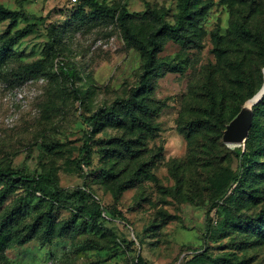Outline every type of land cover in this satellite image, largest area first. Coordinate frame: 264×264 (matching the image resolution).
<instances>
[{"label":"rangeland","instance_id":"374dc122","mask_svg":"<svg viewBox=\"0 0 264 264\" xmlns=\"http://www.w3.org/2000/svg\"><path fill=\"white\" fill-rule=\"evenodd\" d=\"M19 1L0 3L58 23L64 17L59 11L70 8L69 0H21V6ZM145 1L150 8L164 9L166 19L173 20L178 0L107 3L125 4L133 28L145 35L154 23ZM206 1L209 7L198 25L199 47L165 41L159 53L166 60H183L185 68L154 79L148 98L158 102L160 110L150 118L152 132L106 123L92 134L82 121L81 117L129 96L141 73L142 56L126 42L114 19L72 24L60 55L48 60V72L21 80L17 77L21 66L43 57L47 40L43 23L30 20L35 31L15 46V55L0 68V167L50 172L68 192L85 187L112 218L92 225L80 216L64 237L10 246L0 254V264H134L139 254L147 264H264V239L252 242L255 237L245 233L216 231L227 212L239 211L235 206L220 201V207L209 210L207 178L215 169L238 170L233 150L247 151L248 135L240 143L227 144L221 138L223 145L215 154L205 146L213 138L210 126L187 135L189 122L208 117L211 107H223L228 124L252 97V90L264 86V67L257 61L254 44L238 29L244 22L264 39V0L255 8L234 0ZM23 25L21 21L19 26ZM6 26L1 23L0 32ZM61 62L75 68L73 81L58 69ZM117 138H138L134 146L140 155L126 154ZM85 142L86 156L80 152ZM110 146L122 154H106ZM260 159L264 161V153ZM139 167L143 172L136 174ZM108 168L114 172L111 178ZM122 180L133 182L117 195L114 190ZM20 194L19 190L11 195L2 210ZM260 194L255 207L245 206L239 212L260 214L264 186ZM75 203L71 198L57 206L56 220L67 219ZM40 206L28 200L21 222L30 221Z\"/></svg>","mask_w":264,"mask_h":264},{"label":"trees","instance_id":"16d2710c","mask_svg":"<svg viewBox=\"0 0 264 264\" xmlns=\"http://www.w3.org/2000/svg\"><path fill=\"white\" fill-rule=\"evenodd\" d=\"M26 1V0H23ZM259 0H234L235 3H245L255 8ZM21 6V0L19 1ZM209 3L206 0H178L177 12L172 21L166 19L164 9L150 8L148 2H144L146 13L153 19V25L145 35L138 33L131 24L132 14L127 10L126 5H110L107 0H77L68 9L59 11L63 15V21L47 22L43 17L29 15L22 9L15 10L5 7L0 3V24L7 23L6 29L0 32V68L3 67L15 55V46L21 40L35 31V23L30 20H40L43 23L47 40L43 47L41 58L24 63L18 74V79L26 80L48 72L47 63L49 59L60 55V48L65 34L69 33L72 24L86 25L92 20L105 21L112 18L118 24L126 42L135 48L142 56L141 73L133 92L124 98H117L113 103L100 107L97 112L89 116L81 117L83 123L88 127L90 133H95L103 124L126 125L134 130H147L152 132L153 127L150 118L160 110L158 102L153 104L148 94L156 77L163 76L167 71L183 72L185 64L183 60H166L160 57L165 41H172L183 48L199 47L198 34L199 23L208 9ZM25 25L19 26L20 22ZM240 32L255 47V54L258 63L264 67V39L259 33H255L244 22L238 23ZM220 38L219 35H215ZM58 69L69 80L73 81L75 68L60 63ZM261 86L252 90L249 97H253ZM253 120L248 131L249 141L247 151L236 148L233 153L238 157V170L231 172L226 167L220 170L215 169L207 178L208 192L211 194L210 211L220 207V201L229 203L237 210L249 205L255 207L261 201L260 192L264 186V161L260 159L264 153V94L261 99L252 105ZM208 117L196 118L189 122L187 135L201 130L205 124L213 131V138L205 142V146L215 154V149L221 143L222 131L228 122L223 116V107L207 110ZM87 140V139H86ZM116 142L121 145L125 153L137 157L141 151L135 147L139 142L137 138L125 140L117 138ZM85 145L80 152L88 154ZM105 153H121V149L114 146L105 148ZM85 152V153H84ZM86 156V155H85ZM85 163L88 159L83 157ZM143 172L139 167L136 174ZM107 176H114L112 168H108ZM132 180L118 182L114 190L120 194L127 187L132 185ZM21 191L12 206L2 207L8 198L16 191ZM75 198L76 203L71 207L70 216L62 221H57L55 209L61 204L67 203ZM28 200L36 201L41 205L32 215L30 221L21 222V211ZM227 212L216 231L223 233L228 230L245 233L247 236H254L252 242L264 239V210L255 216L246 212ZM80 216L96 224L98 220L110 222V215L100 199L89 189L81 187L76 191H65L58 185L57 179L50 172L25 173L23 170L12 167H0V254L13 245H23L33 239L42 243H50L55 238L66 236L76 227L77 219ZM208 224H210L208 222ZM210 227H207L209 230ZM136 238L132 240L134 243ZM225 261V258H222ZM129 264V263H126ZM134 264H147L139 254Z\"/></svg>","mask_w":264,"mask_h":264},{"label":"water","instance_id":"95a60500","mask_svg":"<svg viewBox=\"0 0 264 264\" xmlns=\"http://www.w3.org/2000/svg\"><path fill=\"white\" fill-rule=\"evenodd\" d=\"M264 90L258 91L250 100L257 103L262 95ZM252 124V110L251 109H242L236 116L227 124L225 130L222 134V140L224 143H240L244 141L248 135V131Z\"/></svg>","mask_w":264,"mask_h":264},{"label":"bare ground","instance_id":"6f19581e","mask_svg":"<svg viewBox=\"0 0 264 264\" xmlns=\"http://www.w3.org/2000/svg\"><path fill=\"white\" fill-rule=\"evenodd\" d=\"M260 90H261V89H260ZM262 90H264V86L262 87ZM254 104H255V102L249 99V101H248L247 103H245V106H244L243 108H244V109H245V108H246V109H251L252 105H254Z\"/></svg>","mask_w":264,"mask_h":264},{"label":"built area","instance_id":"2783aa9c","mask_svg":"<svg viewBox=\"0 0 264 264\" xmlns=\"http://www.w3.org/2000/svg\"><path fill=\"white\" fill-rule=\"evenodd\" d=\"M77 0H69L70 5H73L74 3H76Z\"/></svg>","mask_w":264,"mask_h":264}]
</instances>
